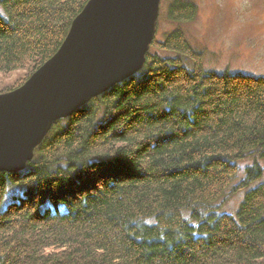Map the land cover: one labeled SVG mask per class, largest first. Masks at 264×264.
I'll list each match as a JSON object with an SVG mask.
<instances>
[{"label":"trees","instance_id":"trees-1","mask_svg":"<svg viewBox=\"0 0 264 264\" xmlns=\"http://www.w3.org/2000/svg\"><path fill=\"white\" fill-rule=\"evenodd\" d=\"M88 1L0 0V75L23 72L0 94L57 52ZM197 15L171 1L174 28L142 69L0 173V264H264V77L205 70L183 29Z\"/></svg>","mask_w":264,"mask_h":264},{"label":"water","instance_id":"water-1","mask_svg":"<svg viewBox=\"0 0 264 264\" xmlns=\"http://www.w3.org/2000/svg\"><path fill=\"white\" fill-rule=\"evenodd\" d=\"M161 0H89L57 52L0 94V173L23 171L54 122L138 73Z\"/></svg>","mask_w":264,"mask_h":264},{"label":"rangeland","instance_id":"rangeland-1","mask_svg":"<svg viewBox=\"0 0 264 264\" xmlns=\"http://www.w3.org/2000/svg\"><path fill=\"white\" fill-rule=\"evenodd\" d=\"M171 1L173 0L160 2L155 33L157 42L174 28L163 16ZM189 1L196 4L198 15L194 22L183 29L191 46L203 54L204 69L215 73L264 77V0ZM22 76L21 71L0 75V89L12 86ZM246 164L249 162L241 166ZM9 188L4 205L12 197V188ZM243 193L228 197L222 206L223 211L233 213Z\"/></svg>","mask_w":264,"mask_h":264}]
</instances>
